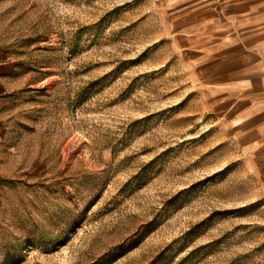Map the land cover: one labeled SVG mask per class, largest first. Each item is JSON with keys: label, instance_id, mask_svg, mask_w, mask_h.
Returning a JSON list of instances; mask_svg holds the SVG:
<instances>
[{"label": "rangeland", "instance_id": "rangeland-1", "mask_svg": "<svg viewBox=\"0 0 264 264\" xmlns=\"http://www.w3.org/2000/svg\"><path fill=\"white\" fill-rule=\"evenodd\" d=\"M228 5L0 0L19 72L0 264H264L262 125L242 133L230 96L252 53Z\"/></svg>", "mask_w": 264, "mask_h": 264}, {"label": "crops", "instance_id": "crops-1", "mask_svg": "<svg viewBox=\"0 0 264 264\" xmlns=\"http://www.w3.org/2000/svg\"><path fill=\"white\" fill-rule=\"evenodd\" d=\"M231 15L235 18L237 34H242L249 44L252 55L247 54L237 63L231 65L240 79L230 88V96L237 99L233 113L236 117L237 128L249 124L242 133H255L258 125L261 131L256 132L264 145V122H258L257 112L264 111V97L256 96V87H260L257 78V64L264 62V0H227ZM247 60V62H246ZM255 70V71H254ZM245 76V79L242 77ZM18 63L13 53L0 44V113L11 103L18 89ZM239 124V125H238ZM7 133L0 123V177H3V155Z\"/></svg>", "mask_w": 264, "mask_h": 264}, {"label": "built area", "instance_id": "built-area-1", "mask_svg": "<svg viewBox=\"0 0 264 264\" xmlns=\"http://www.w3.org/2000/svg\"><path fill=\"white\" fill-rule=\"evenodd\" d=\"M263 87H264V80H263Z\"/></svg>", "mask_w": 264, "mask_h": 264}]
</instances>
